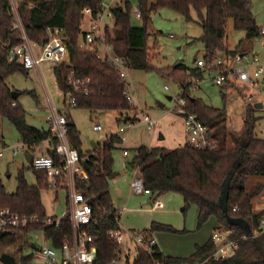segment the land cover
<instances>
[{
    "label": "trees",
    "instance_id": "1",
    "mask_svg": "<svg viewBox=\"0 0 264 264\" xmlns=\"http://www.w3.org/2000/svg\"><path fill=\"white\" fill-rule=\"evenodd\" d=\"M103 0H16V14L20 26L27 38L34 44L43 45L47 41L46 28L62 30L66 37L69 63L53 68V77L58 90L64 96L71 93L76 99L74 108L87 110L91 116L103 111H115L120 120L136 122L130 113L134 107L127 100L126 82L118 71L110 66L106 59H101L95 49H82L79 35L85 18L84 10L89 9L94 17L100 12ZM138 11L142 25L130 23V5L127 1L121 6L111 8L112 27L103 31L104 44L109 46L114 56L124 61L127 69L156 72L173 79L179 86V100H184V112L194 115L208 128V135L214 140L213 149L196 150L184 144L181 148L166 150L161 147L140 146L136 148L127 165L138 168L145 189L154 198L166 193L181 196L183 211L190 206L197 209V227L200 228L208 219L214 218L216 231H228L227 238L237 242V249L231 257L213 260L215 245L211 240L202 246H196L194 253L187 258H174L156 250L148 256L140 250L132 262L126 264H264V233L249 238L259 228L264 210L255 212L252 200L264 193V139L253 135L256 119L252 113L254 107H248L244 118V127L239 134L230 132L226 127L224 110L214 109L201 99L190 95L194 88V78L203 79L202 70L186 69L182 65L156 68L153 64L156 55L147 45L148 25L152 13L160 9H169L186 22H193L191 12L197 17L202 35L199 41L203 45V57L211 62L220 55L233 59L237 51H228L225 46V27L232 20L235 31L244 32L247 40L258 37L259 28L251 12L250 0H138ZM15 14L10 0H0V118L6 119L17 131L20 142L29 150L48 142L46 154L56 161L53 148L57 140L50 136L49 129H37L25 122V111L11 97V88L6 79L17 72L27 71L16 61H9L8 51L21 43L20 29L14 23ZM155 45V44H154ZM80 80L88 79L87 93L74 92L67 83L69 70ZM228 80L220 87L225 89ZM21 93H19V96ZM224 99L225 95L221 92ZM68 119V118H67ZM67 140L78 153L81 166L87 176V182H79V190L92 210L97 227L93 229L94 244L97 247V263L108 264L114 257L116 246L107 239V232L115 228L114 212L109 195V181L116 177L113 171L112 152L119 143L118 137H111L93 151L82 153L79 149V132L70 119L67 121ZM33 170V169H32ZM36 186H30L22 175L16 179L14 193H7L0 180V209L8 208L22 217H37L43 221L46 217L40 200L41 190H47L46 176L34 171ZM249 177H261L263 182L255 191H248L246 181ZM226 195L224 196V194ZM224 198L226 213L221 209L220 199ZM242 220L249 227V234L244 235L240 226L232 224ZM41 225H29L24 230L1 232L0 255L13 249L18 256L28 248L27 237ZM145 232L174 233L165 225L152 223ZM70 233L68 221H62L58 230L49 229L50 244L57 247L62 237ZM243 236H248L242 239ZM21 264H30V257L20 259Z\"/></svg>",
    "mask_w": 264,
    "mask_h": 264
},
{
    "label": "rangeland",
    "instance_id": "2",
    "mask_svg": "<svg viewBox=\"0 0 264 264\" xmlns=\"http://www.w3.org/2000/svg\"><path fill=\"white\" fill-rule=\"evenodd\" d=\"M107 5L110 0H103ZM127 1L130 5V23L132 26L140 27L141 19H136L132 14L133 9H138V0ZM150 1V0H148ZM12 10L15 14L14 23L20 29V20L16 14V0H10ZM251 12L259 29L264 28V0H250ZM122 3L118 4L121 6ZM116 7V5H114ZM193 22H186L181 16L169 9H160L150 16L148 25L147 45L153 49L156 58L153 64L156 68L174 67L182 65L186 69H195L196 61L203 58V45L199 41L202 35L200 26L196 23V14L192 11ZM106 27L111 28L113 21L107 20ZM88 18H85L79 35V44L82 49V34L87 30ZM225 46L228 51H237L241 54L245 51L244 63L253 56H258L264 63V47L259 37L247 40L244 32L233 29L232 20H228L226 27ZM155 44V45H154ZM101 59L108 57L106 45L95 44L92 46ZM91 50V49H90ZM109 54L110 51H109ZM54 65L50 62L41 64L38 69L27 71L26 74L17 72L6 79V84L11 92L21 93L17 102L25 111V122L27 125L37 129H47V118L50 114L46 102L48 97L51 104L69 118L79 132L80 151L82 153L93 151L94 145H102L111 137H118L119 143L115 144L112 152L113 171L119 174L116 183L109 182V195L116 206L125 208L120 218V224L125 230L145 231L152 223L171 227L175 232H154L158 246L165 255L169 257L188 256V252L194 249L195 244H203L216 226L214 218L200 228L197 227V209L189 207L183 211L184 204L180 195L166 193L157 198L162 208L153 205L152 197L136 196L131 194L129 182L133 177V170L126 163L130 160L133 152L140 146H159L166 150L181 148L186 142L185 126L182 116L177 114L173 108L179 101L180 89L178 84L171 78L163 77L156 72H145L127 69L126 83L130 103L134 112L130 117L137 119L133 126L126 129L127 121L120 120V114L115 111H103L91 116L87 110L69 108L64 105V98L58 90L54 77ZM211 73H216L212 70ZM225 89L214 86L209 76L204 74L203 80L196 88L190 89V95L201 99L206 105L226 114V127L230 132L239 134L244 127V118L248 107L247 98L258 101L263 108L256 110L252 116L256 119L253 135L258 139H264V87L261 85L250 86L238 81H230ZM221 92L225 95L223 99ZM168 98H171L170 100ZM255 109V108H254ZM155 122V126L148 129V123ZM94 126H100L101 130L94 131ZM120 128H125L123 133ZM94 144V145H93ZM19 135L15 128L3 118H0V147H20ZM6 149L4 157L0 159V180L7 193H14L17 186V177L22 175L30 186H36L35 174L31 168L32 158L29 153L20 152L12 156ZM126 151L128 157L124 158L122 152ZM46 146L35 150L34 156L44 155ZM261 177H249L246 181L248 191H255L256 186L261 184ZM41 204L48 217L60 219L67 215L66 192L64 190L54 191L52 189L41 190ZM253 210L260 212L264 210V193L261 192L252 200ZM39 233H31L28 241H33ZM41 243V242H40ZM38 242V244H40ZM16 261L19 256L13 249L7 251ZM1 264V263H0Z\"/></svg>",
    "mask_w": 264,
    "mask_h": 264
},
{
    "label": "built area",
    "instance_id": "3",
    "mask_svg": "<svg viewBox=\"0 0 264 264\" xmlns=\"http://www.w3.org/2000/svg\"><path fill=\"white\" fill-rule=\"evenodd\" d=\"M101 11L94 17L91 16L89 9L84 10V15L88 18L87 30L82 34V45L85 49H91L97 44L104 45L103 31L106 27L107 20L113 21L111 6L101 4ZM132 14L136 19H140V13L137 8L133 9ZM21 43L8 51L9 61H16L26 71L38 69V67L46 62L52 63L54 66L69 63V52L66 44V37L62 30L46 28L45 34L47 41L43 45L32 43L24 33L20 26ZM258 37L264 47V28L258 32ZM109 51L111 54H109ZM108 57L107 63L115 68L122 80L126 82V67L124 61L111 52L109 46H106ZM244 56L236 55L233 59L220 55L211 62H207L204 57L196 61V67L209 76L210 81L215 86H221L228 78L242 82L250 86H257L260 83L264 87V63L258 56H253L250 61L244 63ZM215 70L216 73H211ZM203 80V79H202ZM201 80L199 78L192 79L191 83L194 88L197 87ZM89 80H80L74 77L72 69L69 70L67 83L76 92L87 93V84ZM127 88V83H126ZM264 95V90L262 91ZM128 101H131L128 89L125 92ZM64 105L69 108L76 106V99L71 93L63 95ZM46 102L49 106V116L47 118L50 136L57 140V145L53 151L58 158L56 161L46 153L44 155L34 156L35 150L43 147L45 143H41L38 147L27 149L23 144L20 147L5 148L0 147V159L4 157L5 150L8 149L12 156L23 152L32 155L31 168L34 171L42 172L46 176L48 189L54 191L64 190L66 192L67 215L55 219L46 216L43 221H39L37 217H22L18 213L8 209H0V231H18L24 230L29 225L41 226L31 233H39L33 241H28V248L15 264H21L20 259L24 256L30 257V264H98L97 263V247L94 244L93 229L97 227V222L93 219L92 210L83 194L76 189L79 182H87V176L81 166L78 153L73 149L67 140V119L51 104L47 97ZM255 101L247 98V105L254 106ZM262 105V104H261ZM263 108V105H262ZM173 110L182 116L185 126L186 142L196 150L213 149L216 144L208 135V128L203 126L194 115L184 112V100H179ZM184 115H186L184 117ZM127 121V120H125ZM126 129L133 126V122L127 121ZM148 129L155 126L154 121L148 123ZM125 128H120L119 132L123 133ZM94 131L101 130L100 126H94ZM47 148V147H46ZM123 156L127 157L128 153L123 152ZM130 191L136 196H151L152 193L145 189L139 169H133V179L130 182ZM153 205L156 208H162V204L154 198ZM114 208V207H113ZM115 209L114 220L115 228L107 232V239L112 242L116 249L114 257L108 264H126L132 262L136 255V251L140 250L148 256L159 251L157 241L153 234L145 231L125 230L120 224V218L124 209ZM68 221L70 225V233L62 237L61 243L54 247L50 244L52 238L48 236L49 229L58 230L62 221ZM264 233V215L260 221L259 228L255 229L249 238H255ZM229 232L215 231L211 236V241L215 245V252L212 255L213 260H222L231 257L237 249V242L227 238ZM248 236H243L246 239ZM38 242L40 244H38ZM33 245V247H32Z\"/></svg>",
    "mask_w": 264,
    "mask_h": 264
},
{
    "label": "water",
    "instance_id": "4",
    "mask_svg": "<svg viewBox=\"0 0 264 264\" xmlns=\"http://www.w3.org/2000/svg\"><path fill=\"white\" fill-rule=\"evenodd\" d=\"M18 96H19V93L15 92V91L11 92L12 99L16 100L18 98ZM168 99L170 100L171 98H168ZM254 108L256 110H260V109H262V105L260 103H256L254 105ZM185 116L186 115H184V117ZM27 157H28V160H31V157L29 155H27ZM225 195H226V193L224 194V196ZM220 205H221V209L224 211V213H226V203L224 202V198L220 199ZM232 224L235 226H240L242 228L244 235L249 234V232H250L249 227L247 226V224L244 221L234 220V221H232ZM32 247H33V245H32ZM0 263L1 264H15V259L8 254H2V255H0Z\"/></svg>",
    "mask_w": 264,
    "mask_h": 264
},
{
    "label": "crops",
    "instance_id": "5",
    "mask_svg": "<svg viewBox=\"0 0 264 264\" xmlns=\"http://www.w3.org/2000/svg\"><path fill=\"white\" fill-rule=\"evenodd\" d=\"M104 2V1H103ZM105 3V2H104ZM121 4L122 2H121V0H110L109 2H108V4L111 6V8H113L114 7V5H116V6H118V4ZM240 55H242V56H245L246 55V53H245V51L243 52V53H241ZM235 79H233L232 81H234ZM230 81V80H229ZM232 81H230V82H232ZM236 81V80H235ZM239 82V81H238ZM257 85H259L260 86V83L259 84H257ZM215 86V85H214ZM261 87H262V85H261ZM256 103H258V101H256ZM261 104V103H260ZM67 119V118H66ZM69 119V118H68ZM68 119H67V121H68ZM94 145V144H93ZM45 146L47 147L48 146V143H45ZM94 147H95V145H94ZM155 147H159V146H155ZM149 148H151V147H149ZM124 152V151H123ZM123 152H122V156H123ZM34 154V153H33ZM124 157V156H123ZM128 157V156H127ZM127 157H124V158H127ZM126 165H127V163H126ZM128 166V165H127ZM129 167V166H128ZM130 168V167H129ZM132 169V168H131ZM133 170V169H132ZM118 176H119V174H117L116 173V177L114 178V179H112L111 181H109V182H113V183H116V181H117V179H118ZM132 179H133V177H132ZM132 179L130 180V182L132 181ZM130 182H129V188H130ZM131 193V192H130ZM132 194V193H131ZM144 196V195H143ZM145 196H147V195H145ZM151 197V196H150ZM152 200H154V197H152ZM111 203H112V206L114 207V208H116V209H121L120 207H118V206H116V202H114V201H112L111 200ZM191 207V206H190ZM193 207H195V206H193ZM263 208H264V206H263ZM122 209H124V212H125V208L124 207H122ZM218 227V224L216 223V226H215V228L213 229V231L211 232V234H210V236H209V239L207 240V241H205L203 244H201V245H199V244H195V246H194V249H191L188 253V256H184V257H180V258H187V257H189L190 255H192L193 253H194V250H195V247L196 246H202V245H204V244H206L210 239H211V236H212V234L216 231V228ZM132 230V229H131ZM153 234V236H154V233H152ZM154 238H155V236H154ZM156 239V238H155ZM157 241V240H156ZM157 246H158V243H157ZM158 249H159V251L163 254V255H165L164 253V251H162L161 249H160V247L158 246ZM165 256H167V255H165ZM176 258H179V257H176Z\"/></svg>",
    "mask_w": 264,
    "mask_h": 264
}]
</instances>
